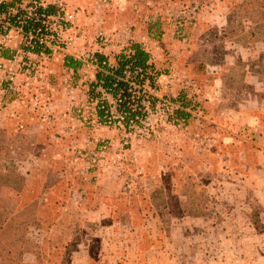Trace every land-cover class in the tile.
I'll return each mask as SVG.
<instances>
[{"label": "rangeland", "instance_id": "rangeland-1", "mask_svg": "<svg viewBox=\"0 0 264 264\" xmlns=\"http://www.w3.org/2000/svg\"><path fill=\"white\" fill-rule=\"evenodd\" d=\"M49 2L51 54L0 29V264H264V0ZM136 44L185 127L99 122L96 55Z\"/></svg>", "mask_w": 264, "mask_h": 264}, {"label": "built area", "instance_id": "built-area-1", "mask_svg": "<svg viewBox=\"0 0 264 264\" xmlns=\"http://www.w3.org/2000/svg\"><path fill=\"white\" fill-rule=\"evenodd\" d=\"M6 4L5 0H0V6L2 4ZM28 2H24L26 5H22L21 9L26 11L27 14L23 19L17 18V21L13 23L11 19L15 17L18 13V10H11L8 14L5 12H0V18L5 17L9 23L7 22H0V29H3L6 33L7 31L13 29L14 27H20L22 29V33L25 36L35 33L36 36L32 40H39L41 43H44L48 46L51 50H53V46L47 44L45 41L44 33H52V37L55 39H59V33L57 30L54 32L53 25L55 20H58L60 24H64L63 16L58 15L52 17L47 27L39 26L37 29L33 28L24 34L23 25L27 22V18H30L34 23H38L42 21V18L45 15L40 16L35 9L31 8V11L28 12L26 10ZM63 21V22H62ZM11 23V24H10ZM46 23V22H45ZM63 30L67 29L66 24L61 27ZM34 47H31L33 50ZM2 47L0 46V56H1ZM32 52V51H31ZM129 54H134V50L130 49ZM128 54V55H129ZM1 58V57H0ZM146 76H150L153 78L154 86L150 85V79H146ZM162 76L158 75L157 69L149 70L147 75H144V70L141 67H136L134 70L127 67L126 70L123 72V76L119 79L128 84V88H121L117 95L114 94V91L109 89L108 91L103 89L102 87H97L95 90L100 88V93L102 98L101 105L99 109L105 111V120L112 123V119H115L114 113H118V123L121 126L124 125V128L128 131H136L138 133H144L147 137V133L150 136L151 132L154 130V118L157 116L162 115L161 117L165 116L169 122L175 124L177 127H184V123L180 120L179 116H177V109L178 106L175 104L168 102L164 99H161L159 96L154 94L152 91L158 90V84L160 83V78ZM146 79V83H143V80ZM117 88V84L114 85ZM108 122V123H109ZM138 131V132H137ZM134 133V132H133Z\"/></svg>", "mask_w": 264, "mask_h": 264}, {"label": "trees", "instance_id": "trees-1", "mask_svg": "<svg viewBox=\"0 0 264 264\" xmlns=\"http://www.w3.org/2000/svg\"><path fill=\"white\" fill-rule=\"evenodd\" d=\"M24 2H28L27 6L35 9V11L40 15H45L44 18H42L41 22L34 23L30 18H27V22L22 26L24 34H27L28 31L31 29H37L39 26L47 27L48 22L52 17L60 15V9L53 5V4H45V0H6V4H2L0 6V12L9 13L11 10H18V13L15 17L11 19L13 23L17 21V18H20L21 20L23 17L26 16L27 12L21 9V6L24 4ZM46 22V23H45ZM50 34L44 33L43 36H45L47 39ZM34 47L33 50H31V47ZM29 51H32L33 54H42L47 53L51 54L52 50L46 46L44 43H41L39 40H32V45L30 47L26 48ZM134 50V54H121L119 58L117 57V67L112 69V73L107 75L102 74L101 72H98L97 80L95 84L93 85V89L97 87H102L105 90L111 89L114 91V94L117 95L119 93V90L123 87L125 89L128 88V84L119 80L123 76V72L126 70L127 67H130V69L134 70L136 67H141L144 70V75L148 73L149 70H155V66L153 64H149V54L140 49L139 46L135 45L132 48ZM2 54V53H1ZM9 58L12 59V56H7V52H4V56L2 54L1 58ZM98 61L101 65L105 62V57L101 54L96 55ZM66 65L70 68H74L75 70L77 67H79L78 64H75L72 61L71 57H66ZM105 67L108 68V63L105 62ZM159 75V73H158ZM150 79V85L154 86L153 78L150 76H146V79ZM146 79L143 80V83L145 84ZM8 83V82H7ZM117 84V88L114 87V85ZM181 102L184 106H190L191 102H187V100L184 98V96L181 97ZM181 114H178L180 120L183 121L184 127L188 124V119L190 117V114H187V118L180 117ZM105 111L101 109H97V118H99V122L103 123L105 119ZM151 137V134L150 136Z\"/></svg>", "mask_w": 264, "mask_h": 264}, {"label": "crops", "instance_id": "crops-1", "mask_svg": "<svg viewBox=\"0 0 264 264\" xmlns=\"http://www.w3.org/2000/svg\"><path fill=\"white\" fill-rule=\"evenodd\" d=\"M45 1H46V0H45ZM48 4H53V3L49 2ZM136 45L139 46L140 49H142L143 51H145L146 53H148V51L145 50L141 44H136ZM103 56L106 58V59H105V62L108 63V68L104 66V65H105V62H104L103 65L101 66V70H98V72H101L102 74L108 76L109 74L112 73V70H111L110 68L114 69V68L117 67V57L119 58V56L109 57V56L104 55V54H103ZM149 57H150V55H149ZM71 58H72V57H71ZM72 61H73L75 64H78V65H79V67H77L76 70H75L74 68H70V67H68V66L66 65V58H65V60H64V66H65V68H67L69 71H72V72L74 73V75L76 76V75H77V72H79L80 68H81L82 66H84V65H83V64H84V61L81 60V59H77V58H72ZM113 61H114V63H113ZM112 63H113V64H112ZM99 65H101V64L99 63ZM98 72H97V73H98ZM97 76H98V75L96 74V77H97ZM96 80H97V79H96Z\"/></svg>", "mask_w": 264, "mask_h": 264}]
</instances>
